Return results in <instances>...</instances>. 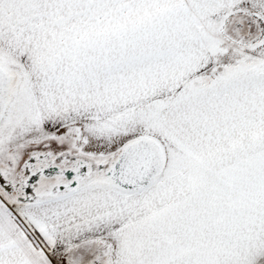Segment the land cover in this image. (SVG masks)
<instances>
[{
	"label": "snow or ice",
	"instance_id": "snow-or-ice-1",
	"mask_svg": "<svg viewBox=\"0 0 264 264\" xmlns=\"http://www.w3.org/2000/svg\"><path fill=\"white\" fill-rule=\"evenodd\" d=\"M0 264H264V0H0Z\"/></svg>",
	"mask_w": 264,
	"mask_h": 264
}]
</instances>
